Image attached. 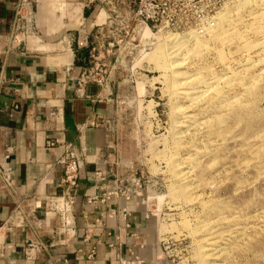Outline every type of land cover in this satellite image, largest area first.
Listing matches in <instances>:
<instances>
[{"label":"rangeland","instance_id":"obj_1","mask_svg":"<svg viewBox=\"0 0 264 264\" xmlns=\"http://www.w3.org/2000/svg\"><path fill=\"white\" fill-rule=\"evenodd\" d=\"M159 1L151 31L110 4L118 45L88 75L110 87V151L175 264H264V0Z\"/></svg>","mask_w":264,"mask_h":264},{"label":"crops","instance_id":"obj_2","mask_svg":"<svg viewBox=\"0 0 264 264\" xmlns=\"http://www.w3.org/2000/svg\"><path fill=\"white\" fill-rule=\"evenodd\" d=\"M16 1L0 0V161L8 156L13 169L12 186L0 183V264H117L134 254L172 264L141 195L105 199L122 178L110 151L114 103L108 84L88 75L94 53L118 45L105 39L116 0H34L38 41L8 53ZM68 150L83 162L70 239L45 210L64 191L59 161ZM29 242L47 250L28 260Z\"/></svg>","mask_w":264,"mask_h":264},{"label":"built area","instance_id":"obj_3","mask_svg":"<svg viewBox=\"0 0 264 264\" xmlns=\"http://www.w3.org/2000/svg\"><path fill=\"white\" fill-rule=\"evenodd\" d=\"M131 1L135 8L133 20L138 23L139 26L143 25L150 31L160 26L165 28L170 27V17L166 15L159 0ZM120 24L122 26L121 29L128 34V23L123 21ZM7 39L8 44L6 50L8 53L16 49H26L30 43L38 41L37 7L34 0H17L14 3L13 17ZM111 47H113V45ZM99 83H101V81ZM49 145L53 146L51 143ZM8 160L9 157L6 156L3 161H0V183L6 188L12 186L13 180V169L10 163H8ZM59 162L64 168L63 178L61 180V186L64 191L59 196H48L45 199V210L47 215L59 220L60 226L57 231L58 235H63L70 239L76 234V222L73 213L76 189L81 177L83 162L78 160L71 150H68L66 155ZM129 186L130 188H128ZM130 193L140 195L139 185L136 179L128 181L122 177L119 180V188L107 194L105 199L110 200L119 195L128 197ZM20 217L21 212L19 211L12 217L11 221H17ZM163 248L167 258L172 264H175V260L172 259L168 247L163 245ZM46 250V246L42 243L29 242L25 251V256L28 260H33L37 254ZM93 256L94 252L89 256V260L93 259ZM117 264H143V262L138 254H134L131 259H119Z\"/></svg>","mask_w":264,"mask_h":264},{"label":"bare ground","instance_id":"obj_4","mask_svg":"<svg viewBox=\"0 0 264 264\" xmlns=\"http://www.w3.org/2000/svg\"><path fill=\"white\" fill-rule=\"evenodd\" d=\"M239 1L241 2V0H239ZM251 1H252V0H251ZM242 2H243V1H242ZM246 2H248V1H245V4H246ZM252 2L255 3V1H252ZM256 2L258 3V1H256ZM238 3H239V2H238ZM261 4H262V3H261ZM239 5H240V4H239ZM236 6H237V5H236ZM242 7H244V6H242ZM235 10H236V9H235ZM234 12H235V11H234ZM221 17H224V16H221ZM202 29H203V28H202ZM203 30H204V29H203ZM206 30H207V29H206ZM147 31H148V30H147ZM147 31H146V32H147ZM147 33H148V32H147ZM207 85H208V88L211 87L209 84H207ZM211 85H212V84H211ZM208 88H207V89H208ZM205 90H206V89H205ZM208 90H209V89H208ZM209 91H212V90L210 89ZM200 92H201V91H200ZM200 92H197V96H198V94H200V96L205 94V93H204L205 91H204V92H201L202 94H201ZM207 94H208V93H207ZM194 95H196V94H194Z\"/></svg>","mask_w":264,"mask_h":264}]
</instances>
